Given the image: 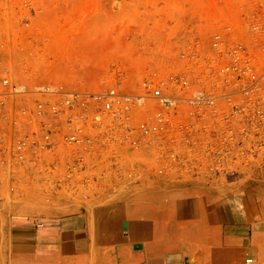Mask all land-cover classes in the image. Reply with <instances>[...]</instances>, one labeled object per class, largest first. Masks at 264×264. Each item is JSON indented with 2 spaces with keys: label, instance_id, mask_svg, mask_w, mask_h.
I'll return each instance as SVG.
<instances>
[{
  "label": "rangeland",
  "instance_id": "rangeland-1",
  "mask_svg": "<svg viewBox=\"0 0 264 264\" xmlns=\"http://www.w3.org/2000/svg\"><path fill=\"white\" fill-rule=\"evenodd\" d=\"M255 1L0 0V37L10 39L15 54L32 56L28 66L43 83L139 91L182 68L193 75L199 61L206 73L209 65L217 70L223 59L216 36L229 45L235 42L242 33L238 24L245 7L252 9ZM27 5L35 11L28 14ZM198 52L202 58L196 57ZM249 123L246 137L216 140L214 146L203 138L193 149L196 153L188 148L176 169L162 173L152 154L121 153L114 161L106 160L101 182L107 185L102 187L56 186L64 177V164L52 172L51 156L38 173L0 172V264H9L14 222L60 214L68 206L102 209L111 203L103 197L142 189L154 177L202 181L224 192H241L238 187L247 182L250 197L264 200V123ZM112 182L117 188H110Z\"/></svg>",
  "mask_w": 264,
  "mask_h": 264
},
{
  "label": "built area",
  "instance_id": "built-area-1",
  "mask_svg": "<svg viewBox=\"0 0 264 264\" xmlns=\"http://www.w3.org/2000/svg\"><path fill=\"white\" fill-rule=\"evenodd\" d=\"M255 2L245 7L235 42L216 36L223 59L217 70L209 65L206 73L199 61L193 75L182 68L139 91L43 83L28 66L32 56L15 54L0 37V172L38 173L51 156L52 172L64 164L56 186L102 187L106 160L126 151L154 155L162 173L176 169L188 148L196 153L203 138L214 146L246 137L250 121L264 123V0Z\"/></svg>",
  "mask_w": 264,
  "mask_h": 264
},
{
  "label": "crops",
  "instance_id": "crops-1",
  "mask_svg": "<svg viewBox=\"0 0 264 264\" xmlns=\"http://www.w3.org/2000/svg\"><path fill=\"white\" fill-rule=\"evenodd\" d=\"M11 228L9 264H264V200L202 181L153 178ZM139 188V187H138Z\"/></svg>",
  "mask_w": 264,
  "mask_h": 264
}]
</instances>
